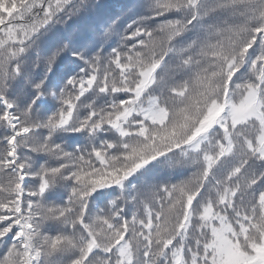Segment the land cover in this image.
Masks as SVG:
<instances>
[{
  "label": "snow or ice",
  "instance_id": "snow-or-ice-1",
  "mask_svg": "<svg viewBox=\"0 0 264 264\" xmlns=\"http://www.w3.org/2000/svg\"><path fill=\"white\" fill-rule=\"evenodd\" d=\"M0 0V264H264V0Z\"/></svg>",
  "mask_w": 264,
  "mask_h": 264
},
{
  "label": "trees",
  "instance_id": "trees-1",
  "mask_svg": "<svg viewBox=\"0 0 264 264\" xmlns=\"http://www.w3.org/2000/svg\"><path fill=\"white\" fill-rule=\"evenodd\" d=\"M138 0H107L108 7L110 9H114L117 13H119L122 9L124 10V18L123 21H130L135 18L140 9L136 8L129 11V8H132V5L136 4Z\"/></svg>",
  "mask_w": 264,
  "mask_h": 264
}]
</instances>
